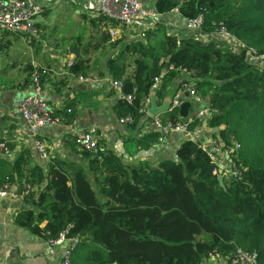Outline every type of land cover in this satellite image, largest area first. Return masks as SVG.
I'll use <instances>...</instances> for the list:
<instances>
[{
  "label": "trees",
  "instance_id": "1",
  "mask_svg": "<svg viewBox=\"0 0 264 264\" xmlns=\"http://www.w3.org/2000/svg\"><path fill=\"white\" fill-rule=\"evenodd\" d=\"M153 8L166 17L178 10L183 20L202 14V33L209 38L179 37L162 20L131 41L112 43L119 50L107 59L108 74L133 96L112 106L119 119H133L125 124L124 155L102 138L97 149H81L72 136L69 146L78 159L55 156L42 165L24 147L8 168L0 158V189L10 182L23 187L15 222L31 234L51 241L68 228L69 236L80 237L71 264H206L215 257L230 260L239 248L256 252L257 264H264V68L247 54L250 47L264 53V0H155ZM221 26L244 45L215 37ZM105 34L112 36L109 29ZM89 68L90 59L80 57L68 72L88 75ZM184 70L194 73L193 88L215 110L207 128L241 143V180L221 182L191 139L176 148V158L127 160L159 143L157 132L139 134L145 108L152 94L162 103L172 87L173 96L182 89L186 79L174 85ZM163 116L177 122L180 108ZM199 124L203 120L194 119L190 128Z\"/></svg>",
  "mask_w": 264,
  "mask_h": 264
},
{
  "label": "crops",
  "instance_id": "2",
  "mask_svg": "<svg viewBox=\"0 0 264 264\" xmlns=\"http://www.w3.org/2000/svg\"><path fill=\"white\" fill-rule=\"evenodd\" d=\"M37 1L44 6V11L35 19L39 29L38 37L0 29V140L7 142L12 151L10 155L0 158L7 163L8 168L21 150L28 147L38 163H47V160L40 159L30 125L17 109L19 100L30 85L22 89L21 83L30 70L35 71L39 67L47 69L42 85L51 106L57 114L65 116L63 124L49 125L39 131V138L48 147L49 158L71 156L78 159L80 156L72 153L68 139L90 128H96L100 133L99 138L107 140L118 155H124L122 140L127 127L120 123V119L112 111V106L121 98V92L112 89L107 83V79L111 77L106 63L119 50L112 43L122 37L127 41L133 40L140 35L139 29L125 25L120 27L117 24L114 26L115 33L110 38L105 34L109 29L105 20L89 14L88 0ZM142 1L147 6L154 7L155 0ZM166 18L164 22L172 33L179 37L194 34L202 39L200 32L186 28L185 20L179 15L171 14ZM66 24L67 28H63ZM51 28H55L56 32L53 39L48 33ZM208 38L204 37L205 40ZM52 40L56 42L51 44L49 41ZM80 57L90 59L89 74H69L68 67ZM184 74L180 75L174 86L184 79L191 80L185 78ZM80 76L87 81L81 80ZM170 91L162 103L155 96L157 104L169 103L171 106L179 93L178 107L182 119L194 117L201 107L208 105L205 99L199 103L191 95L186 96L184 90L183 93L176 91L174 96V87ZM68 107L72 109L71 113L67 112ZM165 113L159 114L163 116ZM150 124L148 115L141 124L139 134L151 131ZM199 126L204 134L212 132V129L207 128L206 121ZM185 139V134L167 135L164 141H159L149 150H141L137 155L126 158L128 161L146 157L152 161L164 157L176 158V148ZM23 196V187L14 182H10L6 195H0V264H60L65 244L49 245L47 241L15 222V215L24 205ZM207 264L218 263L208 261ZM219 264H223L221 257Z\"/></svg>",
  "mask_w": 264,
  "mask_h": 264
},
{
  "label": "built area",
  "instance_id": "3",
  "mask_svg": "<svg viewBox=\"0 0 264 264\" xmlns=\"http://www.w3.org/2000/svg\"><path fill=\"white\" fill-rule=\"evenodd\" d=\"M89 14L93 16L104 15L109 19L117 22L118 26H131L139 29L154 28L159 21H165V15L157 12L153 7L147 6L142 0H88ZM44 11L43 4L37 0H0V29L11 32L29 33L32 37L39 36V29L35 24V19ZM171 14L180 16L179 11L175 10ZM170 14V15H171ZM169 15V16H170ZM185 26L188 30L201 32L204 26V17L199 15L195 18L185 20ZM111 35L115 33L114 27H109ZM215 37L226 40L234 46H242L244 43L237 41L224 26L215 31ZM251 61L259 63L264 68V53L259 54L257 50L250 47L247 51ZM172 68V67H171ZM188 79L183 83L182 89L189 91L190 95L196 102H202L204 98L199 95L193 88L192 77L194 73L184 70ZM47 73V69H36L31 76V83L26 89L25 95L19 100L17 109L19 114L29 123L30 129L34 136L36 151L42 160H49V151L47 145L39 138V131L49 125H60L64 123L65 116L57 114L51 106L47 93L42 85L41 77ZM163 75L157 77L152 89L158 88ZM81 80H86L80 76ZM107 83L112 89L121 92V97L128 101H133V96L122 92L123 82L118 79H107ZM181 93V92H180ZM180 94L178 93L169 110L177 107L179 104ZM145 108L146 116H150L151 130L159 133V141H164L167 135L185 134L187 139L197 142L200 147L207 153L214 165L213 174L217 175L221 182L227 180H241L243 172L237 164L236 159L242 145L239 141L231 138L226 141L218 134L217 129H212L209 134H204L198 125L194 129L190 126L194 119L206 121L213 112L209 105L201 107L194 117L180 119L177 122L164 119L162 114L151 116L148 113V107ZM68 113L72 112L71 108L67 109ZM132 117L128 116L120 119V123L126 124L132 122ZM214 130V131H213ZM77 143L81 149L95 150L98 146L99 136L96 128H90L76 134ZM11 148L5 141L0 140V156L11 154ZM126 156V155H125ZM10 184H6L0 189V195H6L9 191ZM69 229L63 231L55 240L47 241L49 245L65 244L63 257L60 264H71L70 254L76 249L82 240L79 236H69ZM223 264H257V253L244 249H237L230 260L222 259Z\"/></svg>",
  "mask_w": 264,
  "mask_h": 264
},
{
  "label": "water",
  "instance_id": "4",
  "mask_svg": "<svg viewBox=\"0 0 264 264\" xmlns=\"http://www.w3.org/2000/svg\"><path fill=\"white\" fill-rule=\"evenodd\" d=\"M174 1L179 2L180 0H174ZM185 95L190 96V92L188 90L185 91ZM169 107H170L169 103H164L162 105H158L156 98H155V95L152 94L150 97V105L148 107V113L151 116H155L156 114L167 112L169 110Z\"/></svg>",
  "mask_w": 264,
  "mask_h": 264
},
{
  "label": "rangeland",
  "instance_id": "5",
  "mask_svg": "<svg viewBox=\"0 0 264 264\" xmlns=\"http://www.w3.org/2000/svg\"><path fill=\"white\" fill-rule=\"evenodd\" d=\"M151 6V5H150ZM70 26V24L68 23V27ZM64 27H66L67 28V24L66 25H63V28ZM49 33V37L51 38V39H53V38H55V36H56V32H55V28L54 29H52L51 28V30L48 32ZM133 35H137V33H132ZM201 35H203L204 37L205 36H207V35H205L204 33H202V31H201ZM51 44H54L55 42H56V40H52V41H49ZM63 42V41H62ZM219 257H216L215 259H212V260H209V261H214V262H216V263H218L219 264ZM206 264H207V262H206Z\"/></svg>",
  "mask_w": 264,
  "mask_h": 264
}]
</instances>
